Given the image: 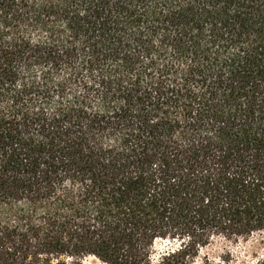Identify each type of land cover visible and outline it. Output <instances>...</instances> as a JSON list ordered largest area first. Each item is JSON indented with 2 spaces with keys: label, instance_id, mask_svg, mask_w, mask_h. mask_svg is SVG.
Masks as SVG:
<instances>
[{
  "label": "trees",
  "instance_id": "1",
  "mask_svg": "<svg viewBox=\"0 0 264 264\" xmlns=\"http://www.w3.org/2000/svg\"><path fill=\"white\" fill-rule=\"evenodd\" d=\"M217 241L264 264V0H0V264Z\"/></svg>",
  "mask_w": 264,
  "mask_h": 264
},
{
  "label": "rangeland",
  "instance_id": "2",
  "mask_svg": "<svg viewBox=\"0 0 264 264\" xmlns=\"http://www.w3.org/2000/svg\"><path fill=\"white\" fill-rule=\"evenodd\" d=\"M167 243H163V242H159L156 244L155 247V252L154 255H156L157 252L163 250L166 247ZM244 244L242 243H237V244H227V247H229L230 250L237 252V254L239 252H242ZM220 248H221V244L220 242H214L211 246H209L206 250L202 251V254L200 255L201 257L203 256V254H208V257L216 262V264H225L223 263V258L219 259L218 256L221 254L220 253ZM201 258H197L195 260V262L193 264H201ZM83 264H103L99 261H97L94 258H86L83 260ZM233 264V263H231Z\"/></svg>",
  "mask_w": 264,
  "mask_h": 264
}]
</instances>
